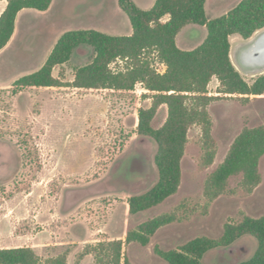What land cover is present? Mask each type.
I'll use <instances>...</instances> for the list:
<instances>
[{
    "label": "rangeland",
    "instance_id": "374dc122",
    "mask_svg": "<svg viewBox=\"0 0 264 264\" xmlns=\"http://www.w3.org/2000/svg\"><path fill=\"white\" fill-rule=\"evenodd\" d=\"M98 1L56 0L51 15L36 10L22 13L11 47L0 55V249L34 247L42 264L64 254H68L67 264H95L94 254L80 256L97 245L99 238L125 241L127 233L140 224L175 215L176 221L161 228L148 246L124 245L130 264H169L156 253L157 248L177 250L199 237L217 240L227 223L264 216V157L260 160L261 182L254 190L242 185L240 174L229 179L226 191L216 199L209 200L205 194L208 178L223 163L241 132L264 126V95L212 102L208 111L217 149L214 163L204 166L202 128L193 125L178 192L157 207L131 215L128 199L147 192L158 180L157 144L136 133L138 109L152 106L151 99L142 97L147 93L143 86L137 85L133 93L47 88L12 97L8 92L16 80L43 66L56 41L67 31L87 27L90 22L96 25L92 29L129 35L132 25L119 0H102V6L100 2L92 6ZM134 1L143 10L155 4V0ZM240 1L209 0L207 15L210 19L226 15ZM207 35L206 27L189 25L177 37L178 47L195 49ZM251 39L236 35L231 40V59L250 84L264 75V71H245L238 63L239 50ZM92 57L91 49H80L69 63L54 70V76L63 74L64 82H73L75 69L89 64ZM152 58L154 68L164 71ZM118 66L123 62L112 68L118 70ZM218 88L215 78L209 93L216 96ZM167 117L168 107L163 105L152 126L161 128ZM30 140L38 150L40 165L33 145L30 150L20 145ZM114 199L118 204L109 216ZM235 243L252 246L250 258L257 249L252 236ZM215 249L204 256L203 264H218Z\"/></svg>",
    "mask_w": 264,
    "mask_h": 264
},
{
    "label": "trees",
    "instance_id": "16d2710c",
    "mask_svg": "<svg viewBox=\"0 0 264 264\" xmlns=\"http://www.w3.org/2000/svg\"><path fill=\"white\" fill-rule=\"evenodd\" d=\"M7 7L0 16V52L12 40L21 11L30 9L46 12L54 0H6ZM208 0H155L150 10L141 9L133 0H119V6L129 17L133 33L115 36L94 29H77L65 32L55 44L44 65L36 72L25 75L8 87L12 97L27 90L47 88H74L112 93H133L137 85L147 91L144 99H151L152 106L137 111L136 133L153 139L157 144L155 164L158 180L147 192L131 196L129 213L139 215L159 206L175 195L182 181V160L193 125L203 132L204 166H211L217 155L212 134L213 122L208 106L226 97L241 96L246 99L264 95V75L253 83L247 82L231 59V37L251 39L264 30V0H241L226 15L210 19L207 15ZM189 25L204 26L208 35L204 42L192 50H182L177 36ZM91 49L89 64L75 69L74 81L64 82L63 74L54 76L57 67L69 63L80 49ZM155 57L166 66L159 73L153 66ZM123 62L114 70L112 65ZM219 81L217 95L209 93V85ZM163 105L168 107L165 124L155 129L152 122ZM38 150L32 140L20 144ZM264 157V126L245 128L235 139L223 163L206 182L205 194L209 200L222 195L232 176L242 175V185L254 190L261 182L260 160ZM118 201L110 205L112 215ZM106 213L103 214L106 220ZM84 217V216H83ZM109 218V217H108ZM86 220V218H85ZM87 221V220H86ZM176 221L175 215H162L148 220L129 231L125 241L98 239V244L85 254H94L95 264H130L124 245L139 243L148 246L163 227ZM244 236L257 241L254 255L241 264H264V216L245 217L240 223H227L223 235L217 239L196 238L177 250L156 253L169 264H203L204 256L211 250L230 246ZM68 254L50 258L46 264H67ZM0 264H42L33 247L0 249Z\"/></svg>",
    "mask_w": 264,
    "mask_h": 264
},
{
    "label": "water",
    "instance_id": "95a60500",
    "mask_svg": "<svg viewBox=\"0 0 264 264\" xmlns=\"http://www.w3.org/2000/svg\"><path fill=\"white\" fill-rule=\"evenodd\" d=\"M238 63L248 72L264 71V30L258 32L239 50Z\"/></svg>",
    "mask_w": 264,
    "mask_h": 264
},
{
    "label": "flooded vegetation",
    "instance_id": "af4514ba",
    "mask_svg": "<svg viewBox=\"0 0 264 264\" xmlns=\"http://www.w3.org/2000/svg\"><path fill=\"white\" fill-rule=\"evenodd\" d=\"M218 264H241L250 259L252 246L239 247L237 243L215 249Z\"/></svg>",
    "mask_w": 264,
    "mask_h": 264
},
{
    "label": "crops",
    "instance_id": "0c3cea01",
    "mask_svg": "<svg viewBox=\"0 0 264 264\" xmlns=\"http://www.w3.org/2000/svg\"><path fill=\"white\" fill-rule=\"evenodd\" d=\"M55 1L56 0H54L53 1V3H52V5H51V7H50V9L48 10V11H46V12H41L40 14L41 15H46V16H48V15H51V10L53 9V7H54V5H55ZM134 1V0H133ZM209 1V0H208ZM208 1H207V3H208ZM86 2H87V0H86ZM99 2H100V4H101V6H102V4H103V1L102 0H99L98 2H97V4L96 5H92V6H94V7H97V5L99 4ZM135 2V1H134ZM136 3V2H135ZM139 7H140V5L138 4V3H136ZM6 7H7V1L6 0H0V16L2 15V13L4 12V10L6 9ZM206 7H207V4H206ZM90 8V7H89ZM141 8V7H140ZM101 9V8H100ZM142 9V8H141ZM26 11H33V10H30V9H26V10H23V11H21L20 13H19V15H18V18H17V22H16V28H17V24H18V20H19V17H20V15L22 14V13H25ZM99 12L100 11H97V15L96 16H99ZM88 25V26H87ZM86 26L87 27H84V28H81V29H92V28H94L96 25H94V24H92V23H90V22H87V24H86ZM95 30V29H94ZM98 31V30H97ZM101 32V31H100ZM133 33V29H132V31H130V33H129V35H131ZM115 36H120V35H115ZM179 36V35H178ZM177 36V37H178ZM234 36H236V35H234ZM234 36H232L231 37V40H232V38H234ZM14 37H15V34H14V36H13V38H12V40L10 41V43L8 44V46L4 49V50H2L1 52H0V55L1 54H3V53H5L6 51H8L9 50V48L11 47V44H12V42H13V39H14ZM242 40H244L243 38H242ZM58 41V40H57ZM57 41H56V43H57ZM55 43V44H56ZM55 44H54V46H55ZM178 45V44H177ZM54 46H53V48H54ZM53 48H52V50H53ZM52 50L50 51V53L52 52ZM50 53L48 54V56L50 55ZM47 60V59H46ZM46 60H45V62H46ZM44 62V63H45ZM44 63H43V65H44ZM42 67V66H41ZM40 67V68H41ZM215 79V78H214ZM34 248V247H33Z\"/></svg>",
    "mask_w": 264,
    "mask_h": 264
},
{
    "label": "built area",
    "instance_id": "2783aa9c",
    "mask_svg": "<svg viewBox=\"0 0 264 264\" xmlns=\"http://www.w3.org/2000/svg\"><path fill=\"white\" fill-rule=\"evenodd\" d=\"M160 63V65L161 66H163L164 68H165V70L164 71H159V70H157L159 73H161V74H163V73H165V71H166V66L163 64V63H161V62H159Z\"/></svg>",
    "mask_w": 264,
    "mask_h": 264
}]
</instances>
